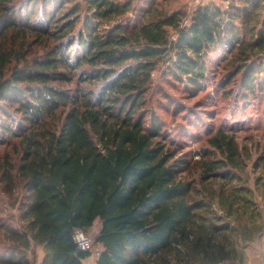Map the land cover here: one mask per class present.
Instances as JSON below:
<instances>
[{"label":"trees","instance_id":"16d2710c","mask_svg":"<svg viewBox=\"0 0 264 264\" xmlns=\"http://www.w3.org/2000/svg\"><path fill=\"white\" fill-rule=\"evenodd\" d=\"M167 1L0 0V188L20 222L0 223V264H32V245L38 264H80L72 234L95 221L96 264H245L264 230L247 150L217 129L197 160L177 156L145 96L154 70L195 96L221 62L224 91H264V0L209 2L187 23Z\"/></svg>","mask_w":264,"mask_h":264},{"label":"rangeland","instance_id":"374dc122","mask_svg":"<svg viewBox=\"0 0 264 264\" xmlns=\"http://www.w3.org/2000/svg\"><path fill=\"white\" fill-rule=\"evenodd\" d=\"M209 2L226 4L225 0H168L165 3L169 8H183L187 13V19L184 22L187 23L194 9ZM175 36V34H171L170 40H173ZM227 61H231L230 55H227ZM158 67L162 68V65ZM231 69L230 63L226 65L224 62L212 64L209 67L203 90L195 96H191L189 91L183 87L170 84L169 79L161 74L160 70H154L151 77V87L145 96V106L149 112L152 111L157 115L166 144L177 152V156L187 158L189 161L197 160L200 157V151L206 148L205 139L217 129L232 133L238 148L241 151L246 149L249 154L239 174L253 188V199L263 211V215H256V221H264V186L261 181L259 184H255L257 176L264 179L263 164H260L261 168L257 165L260 161L259 156L261 154L259 153L264 151V91L256 92V96L248 95L246 98L227 93L229 89L232 92H241L233 82L226 88L227 92L219 87L220 82L226 78ZM85 87L96 91L94 84L85 85ZM191 110H195L193 115L190 114ZM192 116L195 118L191 119ZM58 118L59 116L51 118L49 120L50 125L59 124L61 120L59 121ZM8 138V142H12L13 138ZM5 150L11 154L12 149L10 147L7 149L5 143L0 144V159L2 161L5 158ZM15 158V155H11V161L16 163ZM190 166L187 176L196 180L198 171L195 165L190 164ZM10 202L9 195L0 188V223L3 222L5 225L18 228L20 222L17 211L15 208L9 207ZM98 228V222L95 221L93 227L87 231V234L85 233L91 240L90 255L95 260L96 250L100 248L99 244L94 242ZM1 232L3 231L0 230V235ZM263 236L264 230L256 239L260 240ZM263 245L264 241L258 246L261 264L264 263L262 258ZM41 255V248L32 245L28 259L32 264H38Z\"/></svg>","mask_w":264,"mask_h":264},{"label":"built area","instance_id":"2783aa9c","mask_svg":"<svg viewBox=\"0 0 264 264\" xmlns=\"http://www.w3.org/2000/svg\"><path fill=\"white\" fill-rule=\"evenodd\" d=\"M72 240H73L77 250L82 251V252H90L91 240L83 231L76 230L72 234ZM99 246H100V244H99ZM100 250H101V246H100V248L98 250H96V255L97 256H98ZM262 256H263L262 258H263V262H264V245H263Z\"/></svg>","mask_w":264,"mask_h":264},{"label":"crops","instance_id":"0c3cea01","mask_svg":"<svg viewBox=\"0 0 264 264\" xmlns=\"http://www.w3.org/2000/svg\"><path fill=\"white\" fill-rule=\"evenodd\" d=\"M262 241H264V236L260 240L256 239L254 242H251L246 247H244L245 264H261L259 260L258 246L260 245ZM219 264H222V263H219Z\"/></svg>","mask_w":264,"mask_h":264},{"label":"water","instance_id":"95a60500","mask_svg":"<svg viewBox=\"0 0 264 264\" xmlns=\"http://www.w3.org/2000/svg\"><path fill=\"white\" fill-rule=\"evenodd\" d=\"M87 259H90L91 260V264H96V260L93 258L92 255H88L87 257L81 259L80 261V264H84V262L87 260Z\"/></svg>","mask_w":264,"mask_h":264},{"label":"bare ground","instance_id":"6f19581e","mask_svg":"<svg viewBox=\"0 0 264 264\" xmlns=\"http://www.w3.org/2000/svg\"><path fill=\"white\" fill-rule=\"evenodd\" d=\"M84 264H91V260L90 259H87Z\"/></svg>","mask_w":264,"mask_h":264}]
</instances>
